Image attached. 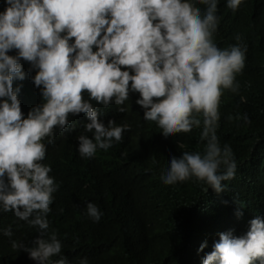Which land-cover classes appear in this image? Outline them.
<instances>
[{
    "label": "clouds",
    "instance_id": "clouds-1",
    "mask_svg": "<svg viewBox=\"0 0 264 264\" xmlns=\"http://www.w3.org/2000/svg\"><path fill=\"white\" fill-rule=\"evenodd\" d=\"M4 2L0 211L12 212L39 233L30 246L11 240L13 249L35 261L26 264H70L47 218L60 185L49 175L51 166L42 163L59 136L73 133L79 156L93 160L125 138L140 140L139 116L155 122L165 138L201 128L203 150L169 158L160 167V180L173 185L195 178L216 192L224 190L222 181L234 177L237 163L231 147L221 146L217 137L218 105L223 90L239 91L236 75L248 41L236 35L220 48L213 36L228 17H222L220 5L235 11L243 0ZM262 23L264 17L252 20L251 34ZM22 68L36 70L30 78L41 93L26 104L18 98L21 86L13 87L14 80L25 78ZM85 215L98 222L103 213L87 202ZM3 234L11 238V227ZM219 235L202 264H264V217L252 218L243 235L232 230ZM206 246L205 241L198 251ZM79 264H88L87 258Z\"/></svg>",
    "mask_w": 264,
    "mask_h": 264
},
{
    "label": "trees",
    "instance_id": "trees-1",
    "mask_svg": "<svg viewBox=\"0 0 264 264\" xmlns=\"http://www.w3.org/2000/svg\"><path fill=\"white\" fill-rule=\"evenodd\" d=\"M5 7L0 0V11ZM220 7L222 17H228L213 36L217 46L228 47L236 35L248 41L244 67L236 75L239 91L223 90L218 105L217 137L221 146L231 147L237 163L234 177L222 181L221 192L195 178L173 185L161 182L160 167L169 158L203 150L201 128L165 138L155 122L139 116L140 140L125 138L93 160L79 156L73 133L59 136L42 163L51 166L49 175L60 185L47 218L70 264H79L82 257L88 264H202L220 233L243 235L252 218L264 217V23L253 34L250 28L252 20L264 17V0H243L235 11ZM22 70L25 78L14 80L13 87L21 86L18 98L26 104L41 93L30 78L36 70ZM87 202L103 213L98 222L85 215ZM238 210L242 216L236 215ZM8 227L11 238L3 234ZM38 235L12 212L0 211V264L34 263L28 252L13 249L11 240L30 246ZM205 241L207 246L198 251Z\"/></svg>",
    "mask_w": 264,
    "mask_h": 264
}]
</instances>
